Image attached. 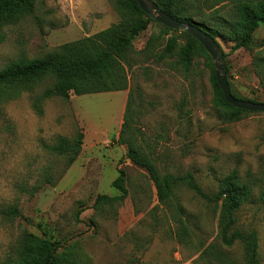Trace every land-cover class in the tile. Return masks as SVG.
Here are the masks:
<instances>
[{"label": "rangeland", "instance_id": "374dc122", "mask_svg": "<svg viewBox=\"0 0 264 264\" xmlns=\"http://www.w3.org/2000/svg\"><path fill=\"white\" fill-rule=\"evenodd\" d=\"M113 1L36 0L30 14L0 26V69L117 23ZM215 1L182 5L196 21L223 29L221 18L230 19L234 1L210 7ZM162 30L153 21L135 40L123 61L124 89L42 97L54 81L45 78L12 98L0 97V260L15 251L26 228L78 245L89 264H246L244 243L221 240L218 205L183 184L160 202L147 171L125 158L127 147L117 138L131 98L136 140L161 172H192L208 194L233 169L252 186L251 199L236 212V228L257 231L264 264V112L226 120L214 103L209 61L197 54L185 71L177 60L185 35ZM173 34L180 37L176 50L158 59ZM216 39L232 90L264 102V23L249 48L233 50L232 41ZM80 132V155L68 166L67 156L49 146ZM122 168L126 199L95 208L98 195L121 194L113 181ZM49 172L54 182L46 181ZM12 207L22 216H13Z\"/></svg>", "mask_w": 264, "mask_h": 264}, {"label": "trees", "instance_id": "16d2710c", "mask_svg": "<svg viewBox=\"0 0 264 264\" xmlns=\"http://www.w3.org/2000/svg\"><path fill=\"white\" fill-rule=\"evenodd\" d=\"M155 1L173 17L195 22L213 37L221 35L227 41H232L234 43L233 50L249 48L254 41L256 30L264 23V0H233L234 5L231 8L230 19L221 16L220 27L223 29L211 26L207 22L196 21L187 14L186 8L182 5L184 0ZM223 1L231 0H216L209 6L215 7ZM35 3L36 0H0V26L5 22L24 18L34 10ZM113 6L120 16L117 23L91 36L62 43L44 56L20 58L1 68L0 97L12 98L22 89L30 88L45 78H52L54 81L44 90L42 97L69 98L71 93L80 95L126 88L123 61L127 58V53L132 49L135 40L149 27L151 22L156 20L140 8L137 0H114ZM218 8L214 9L218 10ZM161 25L164 35L171 31L185 35L186 41L180 45L179 59H177L185 71L191 69L192 59L197 54L205 56L209 61L214 103L222 110L226 120L235 121L242 117V113L251 112L237 108L226 101L224 92L217 81L214 61L201 42L185 31ZM179 39L178 34L171 35L167 39L166 47L157 55V58L171 57L178 46ZM223 54L225 60L226 53L223 52ZM225 69L228 72L226 63ZM232 92L236 97H239L233 90ZM40 100L41 98H38L35 102L37 109L41 108ZM130 100L131 98L125 110L120 136L117 139L119 143L125 144L127 147L125 158L147 171L156 187L159 201L166 202L171 198L177 185H186L220 207L219 235L222 242L227 246H233L238 241L244 243L246 264H261L258 255L259 237L257 231L245 232L236 228V212L251 199L252 186L242 181L238 170L233 169L221 179L218 189L214 193L208 194L197 183L192 172L185 174L161 172L154 160L140 148L136 140L130 113ZM249 100L257 101L256 99ZM83 135L80 132L73 139L62 135L58 136L57 142L50 145L49 149L57 154L66 155L69 166L80 155ZM50 175V172L47 173L46 181L54 182ZM113 184L121 190V194L98 195L94 204L95 208L105 203L123 202L126 199L129 191L123 168L120 169V174L114 179ZM38 188V185L34 186L32 193L36 192ZM10 213L13 216H22L17 207H12ZM89 262V256L78 245L53 240L26 228L19 237L15 251L0 260V264H89Z\"/></svg>", "mask_w": 264, "mask_h": 264}, {"label": "water", "instance_id": "95a60500", "mask_svg": "<svg viewBox=\"0 0 264 264\" xmlns=\"http://www.w3.org/2000/svg\"><path fill=\"white\" fill-rule=\"evenodd\" d=\"M142 8L153 19L161 24L176 30L185 31L194 36L203 44L206 51L211 55L214 61L217 81L222 88L225 99L228 103L237 108L245 109L252 112H264V102L253 101L249 99L236 97L228 80L224 63V54L221 45L215 37L207 30L203 29L195 22L181 20L167 13L155 0H137Z\"/></svg>", "mask_w": 264, "mask_h": 264}]
</instances>
